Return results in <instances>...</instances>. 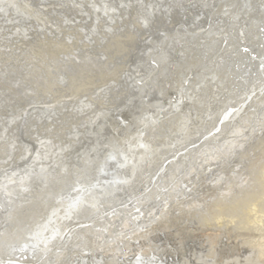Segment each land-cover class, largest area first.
Returning <instances> with one entry per match:
<instances>
[{
    "label": "rangeland",
    "instance_id": "obj_1",
    "mask_svg": "<svg viewBox=\"0 0 264 264\" xmlns=\"http://www.w3.org/2000/svg\"><path fill=\"white\" fill-rule=\"evenodd\" d=\"M16 3L0 0V249H8L5 256L18 251L17 259L27 260L18 264H135L147 259L142 251L150 247L148 254L163 264H264V44L258 45L264 38V0ZM238 39L257 41L251 48L257 54L250 55L256 59L245 60L242 72L253 68L263 76H249L246 89L236 86L242 77L229 85L225 78L202 85L204 74H223L225 63L237 60L227 55L234 54ZM180 76L186 94L176 97ZM142 100L148 110L179 100V111L165 112L172 111L168 117L186 113L187 131L163 116L152 128L139 126L156 148L137 159L135 177L72 213V225H63L55 237L45 227L31 232L26 244L4 236L14 224H28L30 216L24 214L29 203L39 201L38 191L95 177L94 168L109 148L106 119L121 121L117 136L138 130L132 116L140 113ZM225 107L238 117L220 121ZM189 131L194 138L185 136ZM135 134L131 141L139 131ZM45 142L47 154L37 156ZM120 144L127 151L141 150L140 143ZM43 165L50 169L36 172ZM144 170L147 179L140 175ZM110 172H103V181ZM129 191L136 193L133 200L126 198ZM142 193L140 206L127 205ZM91 205L97 212L88 211ZM84 218L99 221L84 228L77 223ZM104 218L112 219L111 228L99 225ZM14 263L7 258L5 264Z\"/></svg>",
    "mask_w": 264,
    "mask_h": 264
},
{
    "label": "bare ground",
    "instance_id": "obj_2",
    "mask_svg": "<svg viewBox=\"0 0 264 264\" xmlns=\"http://www.w3.org/2000/svg\"><path fill=\"white\" fill-rule=\"evenodd\" d=\"M4 1H6V4H9L10 5V3L13 5V4H15V5H18L17 3H16V0H4ZM25 1V0H24ZM65 1V0H64ZM19 3V2H18ZM25 3H27V2H25ZM22 4H23V0H22ZM51 4V3H50ZM260 4V3H259ZM19 6H20V3H19ZM24 6V5H23ZM68 6V5H67ZM11 7V6H10ZM15 8V7H14ZM21 8V7H20ZM13 9V8H12ZM28 9V8H27ZM14 10V9H13ZM16 10V9H15ZM29 10H31L30 8H29ZM32 11V10H31ZM38 11V10H37ZM42 11V10H41ZM33 12H34V10H33ZM34 13H36V12H34ZM34 13H32L33 15H35ZM38 14V13H37ZM88 14V13H87ZM39 15V14H38ZM139 15V14H138ZM134 17V16H133ZM132 17V18H133ZM35 18V17H34ZM37 18V17H36ZM39 19H40V17H39ZM250 20H252V19H250ZM260 20V19H259ZM62 21V20H61ZM61 23V22H60ZM88 23V22H87ZM135 24V23H134ZM85 25V24H84ZM243 25V24H242ZM200 28V27H199ZM244 29V28H243ZM264 30V29H263ZM242 31V30H241ZM88 32V31H87ZM177 32V31H176ZM257 32H258V30H257ZM259 34H261L260 33V31L258 32ZM217 35V34H216ZM237 35V34H236ZM229 36V35H228ZM227 35L225 36V39L228 37ZM231 37V36H230ZM147 38V37H146ZM223 38V37H222ZM229 38V37H228ZM255 38V37H254ZM0 39H1V37H0ZM263 39L264 38H262V36H261V39H260V42H258V45L260 46L261 45V43L262 44H264V42H263ZM239 40V42L237 41V42H235L234 44H236L237 45V47L235 48V51H234V54H233V52L232 53H229L228 55H227V59L229 58V57H236L237 58V60H232V61H230L231 63H225V73H219V74H217L216 75V71H214V72H207L206 74H204L206 77H204V81H202V85H209V83L210 82H212V80H215V78H217V79H220V78H225V84H230L231 83V81L233 80H236V78H240V77H242V79L240 80V81H238V84L236 85V86H239V87H244L245 88V84H247V83H249V82H252L251 81V79L249 80V76H251V78H261L263 75V73H262V71H260L259 72V70H255V69H251L250 68V70H247V71H245V72H242L243 71V69H241L242 68V66L245 64V60H247V59H250L251 60V62H252V58H255V57H251L252 55L251 54H257V52H256V48H255V50H253L254 48H253V46L254 45H256L257 43V41H254L255 43H251V44H246L247 43V41L246 42H241L240 41V39H238ZM252 40V39H251ZM221 41H223L222 39H221ZM245 41V40H244ZM158 42V41H157ZM226 43V42H225ZM195 46V45H194ZM228 47V46H227ZM234 47V46H233ZM247 48H253V49H251V52H247L246 53V55L244 54L245 52H244V49H247ZM258 48V47H257ZM261 50V49H260ZM250 51V50H249ZM236 52V53H235ZM203 53H204V51H201V54L203 55ZM251 55V56H250ZM155 56V55H154ZM200 56V55H199ZM263 57V56H262ZM226 58V57H225ZM226 59V60H227ZM232 59V58H231ZM256 59V58H255ZM260 61H256V62H262L261 61V58L259 59ZM262 60H264L263 58H262ZM169 62V61H168ZM166 63V62H165ZM247 63V62H246ZM254 63V62H253ZM182 64V63H181ZM250 65H252V63H250ZM250 65L248 64V65H245L246 67H250ZM263 65V64H262ZM236 66H238V67H236ZM127 67V66H126ZM202 67V66H201ZM230 68H231V70H230ZM232 69H234V70H232ZM237 69H239V70H241V72H237ZM264 69V68H263ZM238 70V71H239ZM129 71V70H128ZM201 72V71H200ZM186 73V72H185ZM256 75H255V74ZM244 74V75H243ZM182 75H184L185 77V80H186V76L187 75H185L184 73L182 74ZM181 75V76H182ZM198 76L199 78H200V74H199V72H197V73H195V76ZM203 75V74H202ZM181 76H180V78L178 79V81H177V88H176V97H180V96H184L185 94H186V90H185V87L182 85L183 84V80H182V78H183V76H182V78H181ZM212 78V79H210V78ZM257 78H256V80H257ZM203 80V79H202ZM238 80V79H237ZM255 80V81H256ZM117 81V80H116ZM189 81V80H188ZM210 81V82H209ZM259 81V80H258ZM142 82H143V80H142ZM195 82V81H194ZM227 82V83H226ZM261 82H263V81H261ZM259 84H260V82H259ZM264 84V83H263ZM227 85V86H228ZM262 86V85H261ZM97 87V86H96ZM165 87V86H164ZM95 88V87H94ZM99 88V87H98ZM251 88H253V86L251 87ZM207 89V88H206ZM237 89V88H236ZM246 89V88H245ZM248 89V88H247ZM150 90V89H149ZM196 90V89H195ZM250 90V89H249ZM252 90V89H251ZM264 90V89H263ZM128 91V90H127ZM156 91V90H155ZM229 91H231V90H229ZM261 92H262V90H261ZM260 92V93H261ZM256 93V92H255ZM198 94V93H197ZM246 94V93H245ZM194 95V94H193ZM244 96V95H243ZM247 96H248V94H247ZM259 95L257 94V96L256 97H258ZM80 97V96H79ZM195 97V96H194ZM193 97V98H194ZM243 98V97H242ZM247 98V97H246ZM248 98H249V96H248ZM80 99V98H79ZM206 99V98H205ZM226 99V98H225ZM228 99V98H227ZM256 99V98H255ZM169 100V99H168ZM221 100H224V99H221ZM60 101V100H59ZM178 101L179 100H177V101H172V100H170L168 103H167V108H166V105H162V106H158V107H156L155 108V110H150V108H149V110L147 109V108H144V106L146 105L147 106V104H146V102H145V100H142L141 101V110H140V113L137 115V116H132V118H133V120H134V123H135V121H136V123H138V126H137V124H135L138 128H139V126H150L151 128L153 127L152 126V124L154 123H156V121H159L161 118L160 117H162V119H164V118H166V117H168L169 115H171L172 114V111H170V113L169 112H165L166 111V109H168V108H170V109H172L173 111H179V109H180V106H179V104H178ZM185 102V101H184ZM153 103H155V102H153ZM238 104H239V102H237ZM150 104H152V102L150 103ZM237 104V105H238ZM246 104V103H245ZM236 106V105H235ZM260 107V106H259ZM46 109V108H45ZM50 109V108H49ZM48 109V110H49ZM163 109H164V111H163ZM220 109V108H219ZM61 110V109H60ZM148 110V111H147ZM46 111V110H45ZM129 111V110H128ZM144 111H146V112H144ZM225 115H224V117L223 118H221V120L220 121H227L228 120V118H230V117H236L237 115H238V112H236V113H232V111H230V110H228L227 111V108L225 107ZM114 112V111H113ZM124 112V111H123ZM131 112H133V111H131ZM110 113V112H109ZM108 113V114H109ZM146 113V114H145ZM240 113V112H239ZM135 114V113H134ZM137 114V113H136ZM158 114V115H157ZM179 113L177 112V113H174L172 116H170V117H168V120L169 121H175L176 120V123H177V125H179L183 130L185 129L186 131H187V129H186V125L188 124V117H187V114L186 113H180L179 115H178ZM50 115V114H49ZM64 116V115H63ZM72 116H73V114H72ZM262 116V115H261ZM75 117V116H74ZM147 117V118H146ZM234 117V118H235ZM238 117V116H237ZM72 119H74V118H72ZM82 119V118H81ZM124 120H125V118H124ZM153 120V121H152ZM167 120V119H166ZM106 121H109V124H110V133H108V135H105V137H107V140L104 142V144H109V148H105V150H104V152L101 154V159H100V163L98 162V164L96 165L97 167L96 168H94V169H96L95 171H96V175H95V177H93V173L89 176H84V177H82V179H80L79 177L77 178V179H75V181H78V182H76L77 184H74V183H71V182H69V184H67L66 185V187H64V186H61L60 187V189H58V190H56V191H53L52 189L50 190H46V191H38L37 192V195H36V197L38 198V197H40V199H38L39 201H36V203L34 202V201H30L31 203H29L28 205L29 206H27V207H30L31 206V208H30V210H28V211H26V213L24 214V216L25 215H27V214H29L28 216H30V221L28 220V224H27V222L25 223V224H14L13 225V230L11 231L10 230V232H7V233H4V236H7V235H10L11 237H13V239L15 240H18L19 238H21V244H23L22 242H24L25 244H26V240H28V238H29V234L31 233V232H34V231H39V230H41V228L42 227H45V228H47L49 231H50V236H52V237H55V235L59 232V231H61L62 230V226L64 225L65 226V228L63 227V229H68V227L69 226H71L72 225V221L70 222L69 221V216H71V214L72 213H74V212H78L79 211V209L82 207V206H84V208H85V205H86V203L87 204H97L98 203V199L100 198V196L99 195H104V194H109V193H111V192H114L113 190H114V188H116V186L118 185H120V184H122V183H124V182H128V181H130V179L131 178H133V177H135V175H136V161H137V159L138 160H140L141 159V157H143V155H145V154H147L148 152L150 153L151 151H152V149H154L153 150V152L155 151V148H156V146H154L153 145V143H152V141H151V138H149V136H146V137H143V132L144 131H141V128H139L138 130L136 129V130H134V131H123V130H121V131H119V136H117L116 134L118 133H116V129H120V128H122V127H120V126H122V123H121V121L120 120H117L115 117H109V118H107L106 119ZM138 121V122H137ZM162 121H164V120H162ZM142 122V123H141ZM127 123V122H126ZM148 123V124H147ZM179 123V124H178ZM226 123V122H225ZM258 123V122H257ZM74 124V123H73ZM243 125V124H242ZM255 125V124H254ZM25 126V125H24ZM218 127L220 126V124L219 125H217ZM160 126H158V128H159ZM189 126H187V128H188ZM239 127H241V126H239ZM128 128V127H127ZM166 128V127H165ZM170 128V127H169ZM244 128V127H243ZM258 128V127H257ZM129 129V128H128ZM34 131V130H33ZM139 131V137H137L136 139H133L134 141H131V138H132V135L133 136H136V134L135 133H137V132ZM30 132V131H29ZM83 132V131H82ZM182 133V132H181ZM197 133V132H196ZM253 133V132H252ZM168 134H170V133H168ZM217 134V133H216ZM175 135V134H174ZM220 135V134H219ZM241 135V134H240ZM23 136V135H22ZM186 137H188L189 139H191V138H194V137H191L192 136V133L189 131V132H187L186 133V135H185ZM243 136H245V135H243ZM244 138V137H243ZM97 139V138H96ZM104 139V138H103ZM112 139H114V140H112ZM180 139V138H179ZM178 138H177V140H179ZM182 139V138H181ZM215 139V138H214ZM226 139V138H225ZM33 140V139H32ZM99 140V139H98ZM192 140H194V139H192ZM196 141V140H195ZM31 142V141H30ZM29 142V143H30ZM37 142H38V140H37ZM119 142V143H118ZM180 142V141H179ZM120 143H122V145L123 144H126V143H128L130 146H134V145H137L138 143H140V145L138 146V148H140L141 150L139 151V152H137L134 148H132V149H130V150H128L127 151V149H124V148H122L121 147V144ZM146 143H148V145L146 146L145 144ZM176 143V142H175ZM198 143V142H197ZM143 144L145 145L144 147H143ZM231 144V143H230ZM233 144V143H232ZM236 144V143H235ZM47 145L48 144H46V142H45V144L43 145V147L44 148H40V149H38L37 151H36V154H37V156H39V155H41V154H47L46 152H47ZM125 146V145H124ZM56 147V146H55ZM174 147V146H173ZM27 148V147H26ZM36 148H37V146H36ZM67 148V147H66ZM131 148V147H130ZM180 150V149H179ZM233 150V149H232ZM31 151V150H30ZM34 151V150H33ZM32 151V152H33ZM209 151V150H208ZM231 152V151H230ZM25 153V152H24ZM160 153H162V152H160ZM169 153V152H168ZM163 154H164V152H163ZM170 154V153H169ZM120 155V156H119ZM159 155V154H158ZM33 156V155H32ZM162 156V155H161ZM80 157H82V156H80ZM156 157V156H155ZM163 157H165V156H162L161 158H163ZM184 157H186V156H184ZM242 157V156H241ZM104 158V159H103ZM207 158V157H206ZM221 158V157H220ZM118 159V160H117ZM222 159V158H221ZM15 160H17V159H15ZM29 160V159H28ZM163 160H165V159H162V161ZM184 160V159H183ZM70 161H72V160H70ZM161 161V160H160ZM172 161V160H171ZM219 161V160H218ZM13 163V162H12ZM73 163V162H72ZM164 163V162H163ZM162 163V164H163ZM183 163V162H182ZM28 164V163H27ZM84 164H85V162H84ZM84 164H82V165H84ZM130 164V165H129ZM191 164V163H190ZM228 164V163H227ZM78 166V168L79 167H83V166ZM126 165H129V166H126ZM28 166H30V165H28ZM174 166V165H173ZM190 166V165H189ZM213 166V165H212ZM47 165H43V166H40V167H38L37 169H36V172L37 171H39V173L41 172V171H43V170H48L47 169ZM151 167H153V166H150V168ZM14 168H15V166H14ZM49 168V167H48ZM108 168V169H107ZM166 168V167H165ZM164 168V169H165ZM9 169V168H8ZM13 169V168H12ZM50 169V168H49ZM225 169V168H224ZM107 170H108V173H109V171H111L110 172V174H107V176L105 177L106 178V180L105 181H103V172L105 173V172H107ZM203 170V169H202ZM221 170V169H220ZM125 171L127 172V173H125ZM35 172V173H36ZM16 173H18V172H16ZM15 173V174H16ZM27 173V172H26ZM147 173H149L148 172V170H144V171H142V173L140 174L141 176H144L145 174L147 175ZM149 176H150V174H148ZM147 175V177H145V179H147L149 176ZM161 175V174H160ZM195 175V174H194ZM71 176H72V174H71ZM200 176V175H199ZM181 177V176H180ZM7 178V177H6ZM13 178V177H12ZM139 178H141V177H139ZM35 179V178H34ZM55 179H56V177H55ZM86 179H89L88 181L86 180ZM145 179H143V181L145 180ZM166 179V178H165ZM86 180V181H85ZM149 180V179H148ZM148 180H146V181H148ZM36 182H38V181H36ZM35 182V183H36ZM24 183V182H23ZM30 183V182H29ZM155 183V182H154ZM231 183V182H230ZM43 184V183H42ZM70 184H71V188L69 189V186H70ZM139 184V183H138ZM159 184V183H158ZM157 184V185H158ZM21 185V184H20ZM25 185V184H24ZM147 185V184H146ZM152 185H154L153 183H152ZM155 185H156V183H155ZM154 185V186H155ZM2 186V185H1ZM4 186V185H3ZM118 186H117V188H118ZM148 186L149 185H147L146 186V188H148ZM132 187V186H131ZM137 187V186H136ZM150 187V186H149ZM153 187V186H152ZM33 188V187H32ZM35 188V187H34ZM133 188V187H132ZM154 188V187H153ZM195 188V187H194ZM146 190H148V189H146ZM153 190V189H152ZM34 191V190H33ZM161 191V190H160ZM139 192V191H138ZM194 192V191H193ZM135 193V192H134ZM134 193H133V191H129V193H128V195H126V198L128 199V200H133V195H134ZM144 193V192H143ZM143 193L142 194H140L139 196H137V197H135L136 199L134 200V202H136L135 204H132L131 202V204H127L128 206L129 205H134L135 207L136 206H140V204L143 202V200H144V198H145V196L143 195ZM153 194V193H152ZM6 195V194H5ZM124 195V194H123ZM135 195H136V193H135ZM143 195V196H142ZM163 195V194H162ZM157 196V195H156ZM167 196V195H166ZM35 197V198H36ZM200 197V196H199ZM10 200V199H9ZM159 201V200H158ZM168 201V200H167ZM21 202V201H20ZM25 202V201H24ZM154 202V201H153ZM153 202H150V203H153ZM160 203V202H159ZM165 203V202H164ZM169 203V202H168ZM13 204V203H12ZM100 205H102V204H100ZM150 205V204H149ZM148 205V206H149ZM166 205V204H165ZM168 205V204H167ZM92 206V205H91ZM104 207V206H103ZM103 207H102V212H103ZM125 207H127V206H125ZM165 207V206H164ZM168 207V206H167ZM106 208L107 207H105V210L104 211H106ZM132 208V207H131ZM134 208V207H133ZM139 208V207H138ZM163 208V207H162ZM170 208V207H169ZM125 209H127V208H125ZM89 210H95L96 212H97V210L98 209H96L95 207L93 208V206H92V208H89L88 209V211ZM114 210V209H113ZM135 210V209H134ZM162 210V209H161ZM116 211V210H115ZM114 211V212H115ZM123 211V210H122ZM126 211V210H125ZM163 211V210H162ZM4 212V211H3ZM118 212V211H117ZM117 212H115L116 214H117ZM124 212V211H123ZM130 213H131V211H129ZM134 211H132V213H133ZM112 213V212H111ZM109 214V213H108ZM114 214V213H113ZM136 214V213H135ZM77 216H78V214H76ZM115 215V214H114ZM129 215V214H128ZM77 216H75V218L77 217ZM101 218H103L104 216H106V213H101L100 215H99ZM258 216V215H257ZM85 217H87V215L85 216ZM90 217V216H89ZM100 217H98V218H100ZM129 217V216H128ZM74 218V217H73ZM98 218H84L83 220H81V221H79V222H77L79 225L80 224H83L82 226L85 228V227H89V225H91V224H89V223H96L97 221H99V219ZM109 218H110V216H109ZM66 219V220H65ZM77 219L79 220L80 218L79 217H77ZM94 219V220H93ZM249 219V218H248ZM104 220H106L105 218H104ZM112 220V219H111ZM110 219H107L106 221V223H105V221L102 223V225L101 224H99L100 226H104V227H109V228H111L109 225H108V223H110V221H111ZM137 221V220H136ZM108 225V226H107ZM111 225V224H110ZM98 226V225H97ZM132 226V225H131ZM27 228V229H26ZM82 228V227H81ZM118 228V227H117ZM136 229V228H135ZM108 230V229H107ZM174 230V229H173ZM2 231H4V230H2ZM78 232V230H74V232ZM62 232H63V230H62ZM121 232V231H120ZM149 232V231H148ZM60 233V232H59ZM25 234H27V237L26 236H24ZM32 234V233H31ZM134 234V233H133ZM147 234V233H146ZM76 235V234H75ZM117 234L115 233H112V235H110L111 237L113 236L114 237V239L117 237L116 236ZM122 235V234H121ZM123 235H124V233H123ZM2 236V235H1ZM50 236H48L46 239H45V241H44V249L46 250V249H48L50 246V244H49V238H51ZM131 236H132V234H131ZM224 236V235H223ZM122 238V237H121ZM132 238V237H131ZM206 238V237H205ZM204 238V239H205ZM214 238V237H213ZM127 239V238H126ZM210 239V238H209ZM15 240V241H16ZM71 240H72V238H71ZM116 240H117V238H116ZM238 240V239H237ZM226 241V240H225ZM71 244H72V242H70ZM126 243V242H125ZM134 243V242H133ZM68 244H69V242H68ZM102 245H104V244H102ZM108 245V244H107ZM132 245H134V244H132ZM141 245V244H140ZM144 245V244H143ZM206 245V244H205ZM42 246V247H43ZM101 246V245H100ZM136 246V245H135ZM39 248H40V246H38ZM144 247V246H143ZM21 248V247H20ZM2 249V250H1ZM0 249V264H5L6 263V259L7 258H9V259H11V260H13L15 263L14 264H18V262H26L27 260H21V259H17V255L19 254V252L18 251H14L13 252V250H11L9 253H12V256L11 257H7V256H5V255H7V250L8 249H6V247H3V248H1ZM70 249H72V248H70ZM107 249V248H106ZM139 249V248H138ZM141 249H142V247H141ZM5 250V251H4ZM20 250V249H19ZM79 250V249H78ZM110 250H111V248H110ZM144 251H142L143 252V254L145 253V254H147V259H145V257L143 258V260H141V262H138V261H136L137 263H135V264H163V262L164 261H159V260H157L156 258H155V256L153 255V254H148L149 253V251H151L152 249H150V247H149V249H143ZM100 251H102V250H100ZM108 251V250H107ZM119 251V250H118ZM71 252V251H70ZM69 252V253H70ZM124 252V251H123ZM204 252V251H203ZM100 253V252H99ZM111 253V252H110ZM83 254H84V252H83ZM114 254H116V253H114ZM137 254V253H136ZM11 255V254H10ZM202 255H204V254H202ZM23 256V255H22ZM123 256V255H122ZM125 256V255H124ZM140 256V255H139ZM75 257V256H74ZM115 258V257H114ZM229 259V258H228ZM50 260H52V259H50ZM166 260H168V259H166ZM75 261V260H74ZM74 261H72V262H74ZM98 261V260H97ZM199 261V260H198ZM214 261V260H213ZM94 262V261H93ZM107 262V261H106ZM225 262H226V260H225ZM96 264V263H95ZM165 264H178V262H169V263H165ZM203 264V263H202ZM224 264V263H223Z\"/></svg>",
    "mask_w": 264,
    "mask_h": 264
},
{
    "label": "water",
    "instance_id": "obj_3",
    "mask_svg": "<svg viewBox=\"0 0 264 264\" xmlns=\"http://www.w3.org/2000/svg\"><path fill=\"white\" fill-rule=\"evenodd\" d=\"M49 173H48V171L46 172V177H47V175H48ZM34 175H38L37 173H34ZM93 257V256H92ZM92 257H90V258H92ZM180 264H184V263H182V262H180Z\"/></svg>",
    "mask_w": 264,
    "mask_h": 264
}]
</instances>
